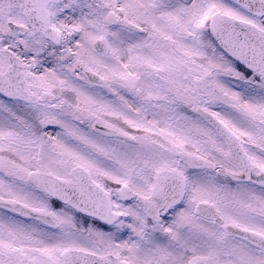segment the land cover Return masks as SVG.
<instances>
[{
	"label": "snow or ice",
	"instance_id": "snow-or-ice-1",
	"mask_svg": "<svg viewBox=\"0 0 264 264\" xmlns=\"http://www.w3.org/2000/svg\"><path fill=\"white\" fill-rule=\"evenodd\" d=\"M0 264H264V0H0Z\"/></svg>",
	"mask_w": 264,
	"mask_h": 264
}]
</instances>
